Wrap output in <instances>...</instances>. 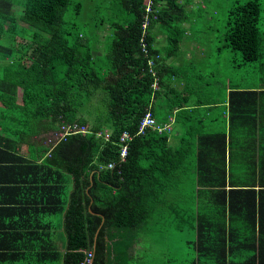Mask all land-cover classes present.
<instances>
[{"label": "trees", "instance_id": "obj_1", "mask_svg": "<svg viewBox=\"0 0 264 264\" xmlns=\"http://www.w3.org/2000/svg\"><path fill=\"white\" fill-rule=\"evenodd\" d=\"M18 3L22 25L14 30L24 39H15L24 43L28 61L24 134L52 135L72 122L86 131L43 147L38 164L24 159V195L39 206L24 225L0 226V260L19 254L30 264H85L90 254V264H135L131 250L144 223L162 215L179 230H191L182 264H264L261 0ZM0 12L4 22L6 0ZM158 34L163 46L155 43ZM184 39L194 41L203 63H167ZM219 57L226 72L241 65L250 71L229 78L226 87L214 81L216 90L197 105L180 104L172 79L203 88L210 82L207 63L218 72ZM249 79L254 82L244 85ZM219 100L227 101L226 118L221 111L207 114ZM146 112L159 126L171 116L178 128L137 133ZM122 131L130 139L119 160ZM62 211L59 251L46 217Z\"/></svg>", "mask_w": 264, "mask_h": 264}, {"label": "crops", "instance_id": "obj_2", "mask_svg": "<svg viewBox=\"0 0 264 264\" xmlns=\"http://www.w3.org/2000/svg\"><path fill=\"white\" fill-rule=\"evenodd\" d=\"M6 1L7 19L5 18L4 22H0V226H22L24 225V221H28V214L30 211H33L32 215H34L33 207L39 206L38 203H36V205L32 202L28 203L24 195V159L36 164L40 163L46 155L43 147L48 146V144L51 145L54 137L53 134H50L51 131L48 133H38L36 135L24 134V66L28 65L26 64L28 61H24V43L18 44L17 39H15L19 34L15 32L14 29L22 25L20 16H18L17 13L20 5L18 0ZM3 16L4 14L0 12V17ZM187 37L190 38V34L187 35ZM17 38L20 39V42H23L24 36ZM183 41L181 50L185 52V59L191 63L192 55L190 52L193 51L194 41L190 40V42H188L185 41V39ZM14 43L17 45L15 46ZM155 43L159 46H163L165 44L163 35L158 34ZM2 45H7L8 50L5 51L1 47ZM19 54H21L22 57L19 56ZM176 56L178 57V54L169 56L167 63L176 65ZM193 58L195 57L193 56ZM229 78L228 76L224 80L225 85L228 84ZM185 83L187 82L181 79H172V85L181 92L180 104L185 103L184 105H197L196 101L198 99L201 100L203 98L202 96L209 93L213 94L216 90V85L200 88V85L197 83L190 87H186ZM224 92L225 94L227 93L226 90ZM224 98L225 95L222 96V99ZM213 104L214 107L209 113H206L208 115H216L221 111L220 115L226 118L228 108L227 101L219 100ZM172 114H174V111ZM163 126L165 127L162 130L167 131L170 128L171 132L177 127L171 116L166 120ZM180 189L184 191V187ZM68 191L69 188L66 190V194ZM165 200L167 204V198ZM65 207L66 202L64 203V208ZM62 218L63 211L46 217V220L52 228L50 231L51 240L59 251H63ZM30 219L34 218L30 216ZM155 220L156 217H149L144 223L143 229H141L138 234L136 242L131 250V254H133L135 260L141 258V254H143L145 249V244L149 241L152 243L153 239H155L154 230H152L155 226L153 225L155 224ZM14 238H19L20 242L23 241L22 236L16 235ZM146 249L150 251L147 245ZM234 255L242 257L247 256V254ZM22 256L19 254L15 255L14 258H12L13 256H9V258L5 260H0V264H30L28 261L24 263V256ZM43 262V260L37 261L38 264ZM59 263V259H53L49 264Z\"/></svg>", "mask_w": 264, "mask_h": 264}, {"label": "rangeland", "instance_id": "obj_3", "mask_svg": "<svg viewBox=\"0 0 264 264\" xmlns=\"http://www.w3.org/2000/svg\"><path fill=\"white\" fill-rule=\"evenodd\" d=\"M215 0H211L212 5ZM83 3L86 6H89L91 3V0H83ZM261 11H260V30L264 31V0H261L260 3ZM84 12L82 16L87 17V15ZM97 30L98 33L104 34L106 31V27H98ZM90 30V29H89ZM197 60V65L203 63V60L201 61V54L193 50L190 52ZM176 65L180 66L181 68L187 66L189 61L186 58L185 52L183 50H179L178 57L176 56ZM209 70L205 72H209V75H206L208 77V80L210 82L204 83V87L212 86L215 82H222L224 81L229 74L231 79H236V77L239 76L240 73H249L250 71V65H247L246 67H243L241 65L238 67V70H235L234 68H230L229 71L226 72L225 64L223 63L222 57H219V61H216V67L220 66L218 72H215L212 74L211 69L213 68L207 63L206 65ZM214 69V70H215ZM230 71H233L234 73H231ZM215 81V82H214ZM254 80H247L243 83L244 85H250L253 83ZM226 87L225 84H222ZM220 86L219 89L224 90L223 86ZM220 90V91H222ZM157 219L155 220V225L152 230H154L155 239H153L152 243L149 241L147 244H145V249L143 251V254H141V258L139 260H135V264H182V254H190V250L186 247H188L189 244H187L188 240L192 239V233H190L191 230H179L177 227H175L174 224L170 221V218H163L161 216H157ZM146 245L148 246L150 251H147ZM175 257V261H173V255ZM190 258V255H187L185 257L186 261ZM167 260V262H166Z\"/></svg>", "mask_w": 264, "mask_h": 264}, {"label": "built area", "instance_id": "obj_4", "mask_svg": "<svg viewBox=\"0 0 264 264\" xmlns=\"http://www.w3.org/2000/svg\"><path fill=\"white\" fill-rule=\"evenodd\" d=\"M153 87H155L154 83L152 84ZM146 127H154L156 130L161 131L165 126H159L158 124L155 123L154 119L152 118V116L150 115L149 112L144 113V115L141 117L138 127H137V133H143V130ZM86 129L84 128V126L79 125L75 122L72 123H67V124H62L59 127V130L53 134L54 140H57L59 138H63L65 135H69V134H75V133H81V132H85ZM130 139V135L126 132V131H122L118 142H119V152H118V157L119 160H123V158L125 157L126 154V142L127 140ZM106 167H112L111 163H108L106 165ZM89 256L90 254H87V257L85 259V264H89Z\"/></svg>", "mask_w": 264, "mask_h": 264}, {"label": "water", "instance_id": "obj_5", "mask_svg": "<svg viewBox=\"0 0 264 264\" xmlns=\"http://www.w3.org/2000/svg\"><path fill=\"white\" fill-rule=\"evenodd\" d=\"M89 264H90V262H89Z\"/></svg>", "mask_w": 264, "mask_h": 264}]
</instances>
